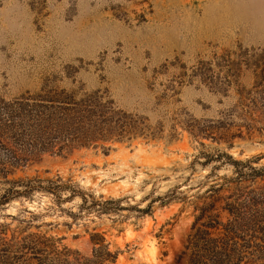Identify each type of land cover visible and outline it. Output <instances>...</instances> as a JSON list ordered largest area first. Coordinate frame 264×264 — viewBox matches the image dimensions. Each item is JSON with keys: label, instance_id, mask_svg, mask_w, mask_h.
I'll use <instances>...</instances> for the list:
<instances>
[{"label": "rangeland", "instance_id": "rangeland-1", "mask_svg": "<svg viewBox=\"0 0 264 264\" xmlns=\"http://www.w3.org/2000/svg\"><path fill=\"white\" fill-rule=\"evenodd\" d=\"M62 92L134 134L40 155L0 176V197L59 176L89 204L121 201L0 204V264H53L24 248L44 235L90 258L97 233L116 264H174L187 247L180 264H264V0H0V99Z\"/></svg>", "mask_w": 264, "mask_h": 264}, {"label": "trees", "instance_id": "trees-1", "mask_svg": "<svg viewBox=\"0 0 264 264\" xmlns=\"http://www.w3.org/2000/svg\"><path fill=\"white\" fill-rule=\"evenodd\" d=\"M62 92L52 98H41L34 103L16 99L5 102L0 99V147L7 149L6 155L0 152V176L7 179L11 169L26 166L29 162L38 159L40 155L50 153L64 155L75 149L98 147L100 144L120 141L124 134L130 136L134 133L122 129L115 121L116 113L94 96L86 99H75L74 96L62 98ZM133 138V137H132ZM235 164L240 162L235 161ZM58 180H19L9 181L11 188L0 197V204L13 199L29 197L34 192H43L58 199V201H73L80 196L81 208H92L101 214H109L108 206L120 203L121 199L107 201H95L89 204L81 191L74 190V186L61 184ZM67 193L68 197L62 199ZM44 236L24 246L25 249L50 256L53 264H116L118 255L110 250L109 244H105V238L101 234L91 237L93 254L90 258L75 256L70 259V250L64 248L59 251L56 243ZM30 244L32 247H30ZM189 247L175 260L174 264H180ZM189 257V256H188ZM197 263L189 261L188 264H206L204 256H198Z\"/></svg>", "mask_w": 264, "mask_h": 264}]
</instances>
